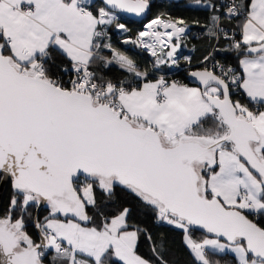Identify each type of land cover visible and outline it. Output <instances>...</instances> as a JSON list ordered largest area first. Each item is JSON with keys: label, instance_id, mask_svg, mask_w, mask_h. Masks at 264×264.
I'll use <instances>...</instances> for the list:
<instances>
[{"label": "snow or ice", "instance_id": "1", "mask_svg": "<svg viewBox=\"0 0 264 264\" xmlns=\"http://www.w3.org/2000/svg\"><path fill=\"white\" fill-rule=\"evenodd\" d=\"M153 5L0 0V264H176L137 213L190 264H264V0L162 3L131 34ZM168 7L208 13L195 63ZM181 58L184 80L157 75Z\"/></svg>", "mask_w": 264, "mask_h": 264}, {"label": "trees", "instance_id": "2", "mask_svg": "<svg viewBox=\"0 0 264 264\" xmlns=\"http://www.w3.org/2000/svg\"><path fill=\"white\" fill-rule=\"evenodd\" d=\"M174 0H154L153 8L151 12L148 14L146 18H143L140 21L131 20L124 17L122 22L128 21V27L132 30L131 34H135L138 30L141 29L143 23L151 18L157 13V11L164 10L161 8V4L170 5L173 3ZM220 2V0H217ZM168 11L172 12L174 15H181L187 18L191 31L188 37L184 40L183 46L181 51L184 55H192L194 58V63L196 62L197 57H202L204 54L205 49L208 48L204 37H203V27L206 23V19L208 13L206 11H193L189 12L182 8H174L168 7ZM198 19L200 21L199 24H193L192 20ZM126 34L118 35L116 31L113 29L112 32V43L120 48L125 54L129 55L131 58L137 61L142 66H146L151 68L152 58L146 53L141 51V49L137 47H133L131 44H123L122 41L125 38ZM195 49V51H193ZM217 59L221 60L224 63H235L234 59L231 56H226L224 53H220L217 56ZM186 65L184 64L181 58V64L179 68H170L167 72H160L163 73L167 78L170 77H177L179 80H184L186 76ZM118 74L115 69H113L110 75ZM187 82V81H185ZM9 196V185H7L6 190L3 195L2 201L5 203L7 202ZM133 219L136 222H140L142 227H146L152 233L154 240H160L161 238L164 239L170 249L168 259L171 261H175L176 264H190V258L188 256L187 250L182 245V234L178 231L171 230L167 227L161 228L155 225L148 217L142 213H137L134 215ZM198 235V234H197ZM139 249L142 255L146 258L151 256V250L149 247V243L146 239L142 237Z\"/></svg>", "mask_w": 264, "mask_h": 264}, {"label": "water", "instance_id": "3", "mask_svg": "<svg viewBox=\"0 0 264 264\" xmlns=\"http://www.w3.org/2000/svg\"><path fill=\"white\" fill-rule=\"evenodd\" d=\"M124 17L128 18V19H131V20H135V21H140V20L143 19L141 17H136V16L131 15V14H124ZM7 185L8 184L0 183V200L3 199V195H4V192L6 190Z\"/></svg>", "mask_w": 264, "mask_h": 264}, {"label": "built area", "instance_id": "4", "mask_svg": "<svg viewBox=\"0 0 264 264\" xmlns=\"http://www.w3.org/2000/svg\"><path fill=\"white\" fill-rule=\"evenodd\" d=\"M159 1H161V0H159ZM152 19V18H151ZM150 20V19H149ZM122 22V21H121ZM148 22V20L147 21H145L144 23H143V25H142V27H141V29L140 30H138V31H141V30H143V28H144V24H146ZM115 30V29H114ZM116 31V33L118 34V35H123L121 32H119V30H115ZM132 45V44H131ZM133 47H135L134 45H132ZM148 54V53H147ZM149 55V54H148ZM150 56V55H149ZM151 57V56H150ZM152 58V57H151ZM153 59V58H152ZM222 62V61H221ZM224 63V62H223ZM157 75H164L163 73H157ZM169 79H178L179 80V78H177V77H170Z\"/></svg>", "mask_w": 264, "mask_h": 264}]
</instances>
